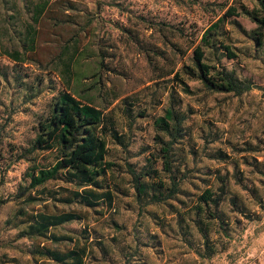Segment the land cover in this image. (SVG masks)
I'll use <instances>...</instances> for the list:
<instances>
[{
	"label": "rangeland",
	"instance_id": "1",
	"mask_svg": "<svg viewBox=\"0 0 264 264\" xmlns=\"http://www.w3.org/2000/svg\"><path fill=\"white\" fill-rule=\"evenodd\" d=\"M42 1L0 0V264H32L25 252L28 239L16 238L15 228L4 218L20 203L11 194L27 180L29 164L51 159L47 150L34 151L28 159L16 155L33 136L37 115L61 88L81 101L107 105L113 127L127 145V150H120L108 137L106 158L113 161L112 167H125V159L141 165L153 144L151 117L163 111L171 89L178 100L174 107L192 108L183 138L187 151L191 149L188 160L193 157L194 167H219L220 174L226 173L227 193L209 208L221 219L203 217L206 243L214 245V251L201 256L181 239L160 232L157 241L134 245L149 263L264 264V45L255 47L230 19L234 17L244 29L255 23L243 14L226 18L224 39L237 56L220 60L263 87L234 95L208 91L198 80L186 79L192 91L188 93L167 79L171 74L157 77L155 63L170 68L189 61L200 32L234 0H46L45 11L33 19V8ZM241 1L254 5L253 0ZM207 151H224L227 157L208 158ZM153 165L159 167V161ZM231 194L237 205L229 203ZM129 200L120 195L115 201L113 218L122 225L118 231L107 218L110 214L102 216L87 208L84 220L54 230L77 234L81 227L93 226L104 237L114 234L119 243L126 241L132 237L131 222H138ZM188 228L193 245L202 249L200 234ZM131 259L134 264L139 261Z\"/></svg>",
	"mask_w": 264,
	"mask_h": 264
},
{
	"label": "trees",
	"instance_id": "2",
	"mask_svg": "<svg viewBox=\"0 0 264 264\" xmlns=\"http://www.w3.org/2000/svg\"><path fill=\"white\" fill-rule=\"evenodd\" d=\"M253 1L251 7L241 0L226 5L192 44L189 61H181L179 67L170 68L155 63L159 68L156 76L171 74L167 79L177 81L181 90L188 93L192 91L186 79L198 80L208 91L234 95L252 87L262 88L250 78L237 75L220 60L222 56H237L235 48L224 39V21L229 16L243 14L252 20L255 25L244 29L234 17L230 19L255 47L264 45V0ZM45 7L46 0L36 5L32 18L36 19ZM29 34L32 42L33 27ZM168 96L169 102L163 111L151 117L153 144L147 149L141 165L137 167L125 159V167H112L113 161L106 158L108 137L120 150H127V145L123 135L113 127L105 110L107 105L81 101L66 88L58 89L52 95L47 108L35 119L33 136L16 155V158L28 159L34 151L47 150L51 159L45 164H29L25 171L27 180L18 184L11 194L20 203L4 218L6 225L15 228L16 238L28 239L25 252L32 264H89L97 259L131 264V258L139 259L136 264H151L137 246L149 245L147 240L157 241L160 232L181 239L201 256H209L214 251V245L206 243L208 228L205 220L221 219L218 211L209 208L215 207L218 199L227 193L226 173L220 174L219 167H194L193 157L188 160L187 153L191 149L187 151L183 138L188 134L187 111L192 112V108L174 107L173 101L177 99L171 89ZM137 114L142 115L143 111L139 110ZM204 154L222 160L227 157L224 151ZM156 160L159 167L153 165ZM49 180L56 182L48 185L46 181ZM120 195L130 197L127 204L138 215V222H131L129 227L133 228L129 230L132 237L126 241L119 243L113 234L107 238V243L93 226L81 227L77 234L54 230L63 223L84 220L87 208L102 216L105 212L110 214L107 218H111L113 229L118 231L122 225L113 218V212ZM228 201L237 205L236 195H229ZM150 225L160 232L151 231ZM189 226L200 234L202 249L193 245L187 233ZM110 244L117 252L115 257L110 252ZM131 249L137 250V254Z\"/></svg>",
	"mask_w": 264,
	"mask_h": 264
},
{
	"label": "crops",
	"instance_id": "3",
	"mask_svg": "<svg viewBox=\"0 0 264 264\" xmlns=\"http://www.w3.org/2000/svg\"><path fill=\"white\" fill-rule=\"evenodd\" d=\"M153 230H156V231H158V229L156 228V226H154V225H152V227H151V231H153ZM158 232H160V231H158ZM102 234V233H101ZM110 236V235H109ZM100 236H98V238H99ZM102 237H103V240H105L106 242L108 241L106 238H109V237H104L103 236V234H102ZM107 243H109V242H107ZM109 247H110V252H111V254L115 257V256H117V252H116V250H115V248H114V246L112 245V244H110L109 245ZM95 253L97 254V256H99L98 255V250H95ZM89 264H119V262H109V261H106V260H103V259H97V260H95V261H92V262H90Z\"/></svg>",
	"mask_w": 264,
	"mask_h": 264
}]
</instances>
